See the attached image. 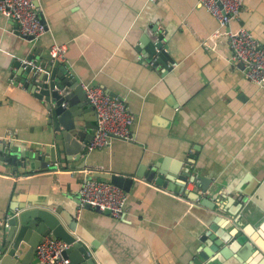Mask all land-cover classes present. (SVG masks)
I'll return each mask as SVG.
<instances>
[{
    "label": "crops",
    "instance_id": "crops-1",
    "mask_svg": "<svg viewBox=\"0 0 264 264\" xmlns=\"http://www.w3.org/2000/svg\"><path fill=\"white\" fill-rule=\"evenodd\" d=\"M36 2L47 28L37 41L0 14V140L21 148L51 142L49 111L14 63L32 55L44 61L52 44L66 47L59 65L68 77L126 102L133 140L112 138L92 152L85 146L37 171L0 160V219L48 209L66 229L75 221L72 233L106 264H264V89L233 62L215 17L197 0ZM239 27L264 45V0H244L230 24ZM156 32L165 42L161 57L148 52ZM81 105V98L74 103L76 119L93 136L96 116ZM189 161L187 181L198 182L187 192L181 175ZM97 171L132 177L121 218L78 210L81 183ZM8 227H0V264ZM212 232L229 238L215 251L200 240ZM236 239L243 240L232 251ZM246 243L256 247L252 254Z\"/></svg>",
    "mask_w": 264,
    "mask_h": 264
},
{
    "label": "water",
    "instance_id": "water-1",
    "mask_svg": "<svg viewBox=\"0 0 264 264\" xmlns=\"http://www.w3.org/2000/svg\"><path fill=\"white\" fill-rule=\"evenodd\" d=\"M16 32L18 34L17 30ZM156 37L163 38L160 33H155L153 43L150 46L152 48H149L148 51L150 55L156 54L155 47L160 46V43L156 42ZM27 38L31 39L30 36ZM142 43H144V39H142ZM164 48L165 46L160 49V57L166 54ZM26 60L24 63L15 62L14 64L20 69V72H24L27 75L26 77L29 81L26 83L27 89L36 98L44 101V105L50 115L52 139L47 146H32L31 148H21L13 144V140H0V152L4 153L3 155L0 154V160L10 163L14 170L23 167L26 171H30L31 169L37 171L41 168L47 169L53 166V164L64 157L69 158L68 155L73 152L77 154L84 152V147L91 140L92 135L88 134L86 130L88 126L83 129L81 128L83 124L80 125L77 121L74 103L81 98L83 105L80 107L84 112L91 111L92 107L85 97L82 83L77 81L76 78L73 80L68 77L67 69L63 68L62 70L59 65L60 62L52 61L49 53L48 57L44 58V61L43 59H35L33 55L26 57ZM33 66H40L41 70L36 72L32 69ZM108 93L115 96L114 93ZM66 102L68 103L66 104ZM96 127L97 120L94 129ZM196 157V154L191 155V158L196 159ZM191 165L192 161L186 163L187 170L182 172L181 176L185 181L190 176ZM95 177L105 179L125 191L130 190L129 186L133 182L132 177L112 172L100 173L98 171L89 175L87 179ZM192 181L197 183V177H194ZM156 183L164 185L165 181L159 177ZM192 199L198 200V194L192 193ZM201 204L210 209L213 208L210 203H205V201H201ZM85 207L93 209L90 205H85ZM94 210L100 211L98 207H94ZM107 212L109 211H104V213ZM73 222H69L66 229L53 212L42 207H33L23 209L20 212H14L8 220L9 227L5 236L6 253L2 264H31L34 261L36 246L39 241L49 235L62 239L69 245L63 254L69 258L70 264H102V262L106 264L107 261L103 257L98 256L97 250L92 246V243L89 244V247L95 253V257L91 255L87 245L84 243L87 240L77 239L73 234L76 231L75 221ZM212 228L214 229V226ZM207 239H209L208 244L211 251H215L221 243H227L229 240L228 235H217L214 232L204 235L200 240L206 241ZM242 240L236 239V241L230 244L229 248L232 251H237ZM245 245L248 253L252 254L256 250V247L253 245L250 246L248 243ZM207 250V248H203V252H211ZM201 256L205 258V254L201 253Z\"/></svg>",
    "mask_w": 264,
    "mask_h": 264
},
{
    "label": "built area",
    "instance_id": "built-area-1",
    "mask_svg": "<svg viewBox=\"0 0 264 264\" xmlns=\"http://www.w3.org/2000/svg\"><path fill=\"white\" fill-rule=\"evenodd\" d=\"M197 3L215 17L219 24V33L227 36L233 62L242 65L244 75L249 81L264 89V45L245 27L236 30L230 28L232 20L241 12L244 0H197ZM0 14L16 22L18 35L23 38L30 36L37 41L47 32L36 0H0ZM156 42L160 43V46L155 47L157 53L164 47L165 42L160 37H156ZM65 51L64 44H52L48 53L52 61L60 62L64 60ZM32 69L36 72L41 70L40 66H33ZM82 88L97 120V127L86 145V150L92 152L103 148L112 138L132 141L133 116L126 102L110 95L98 84L84 83ZM191 184H194L192 179L185 181L187 192ZM200 194L203 196L204 192L200 191ZM126 203V191L107 180L86 178L79 188V211L88 204L92 208L98 207L101 211L108 210L114 217L121 218L125 214ZM9 218L10 214L1 218L0 227H7ZM68 246L62 239L50 235L43 237L36 246L37 263L70 264L69 258L63 254Z\"/></svg>",
    "mask_w": 264,
    "mask_h": 264
},
{
    "label": "bare ground",
    "instance_id": "bare-ground-1",
    "mask_svg": "<svg viewBox=\"0 0 264 264\" xmlns=\"http://www.w3.org/2000/svg\"><path fill=\"white\" fill-rule=\"evenodd\" d=\"M88 205V204H87Z\"/></svg>",
    "mask_w": 264,
    "mask_h": 264
}]
</instances>
